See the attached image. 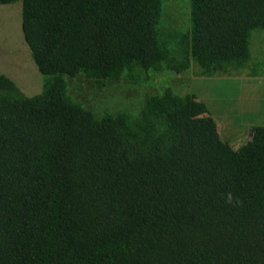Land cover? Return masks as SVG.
Wrapping results in <instances>:
<instances>
[{
    "label": "trees",
    "instance_id": "trees-1",
    "mask_svg": "<svg viewBox=\"0 0 264 264\" xmlns=\"http://www.w3.org/2000/svg\"><path fill=\"white\" fill-rule=\"evenodd\" d=\"M20 1L44 81L28 96L0 74V264H264V125L233 149L192 92L96 118L66 81L260 75L264 0H190L189 31L162 0Z\"/></svg>",
    "mask_w": 264,
    "mask_h": 264
},
{
    "label": "rangeland",
    "instance_id": "rangeland-1",
    "mask_svg": "<svg viewBox=\"0 0 264 264\" xmlns=\"http://www.w3.org/2000/svg\"><path fill=\"white\" fill-rule=\"evenodd\" d=\"M22 2L0 4V74L14 81L25 95L39 93L44 76L38 71L21 29ZM161 24L176 31L190 29V0H162ZM251 63L260 64V75L249 69L214 76L197 75L193 62L182 73L141 72L132 81L127 76L100 82L83 75L66 77L67 93L96 118L125 112L137 116L145 100L170 88L176 94L192 92L206 103L220 137L237 149L250 139L251 128L264 125V30L251 36Z\"/></svg>",
    "mask_w": 264,
    "mask_h": 264
}]
</instances>
